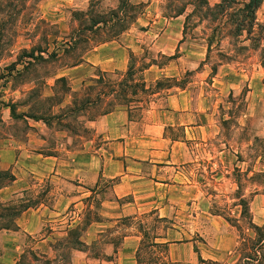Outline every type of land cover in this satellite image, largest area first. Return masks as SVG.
<instances>
[{
  "label": "rangeland",
  "instance_id": "rangeland-1",
  "mask_svg": "<svg viewBox=\"0 0 264 264\" xmlns=\"http://www.w3.org/2000/svg\"><path fill=\"white\" fill-rule=\"evenodd\" d=\"M219 1L207 0L211 6ZM189 2L128 0L119 21L110 13L121 0H0V159L41 147L93 151L102 141L88 119L118 102L137 104L132 101L142 104L133 113L147 116L167 88H187L191 104L205 114L204 128L183 139L185 163L157 167L155 177L150 167V188L120 198L113 191L117 178L103 179L91 195L93 207L85 200L70 214L75 226L55 230L49 262L28 254L21 259L37 239L13 236L0 243V264H264V245L257 246L264 237V32L255 25L250 34L228 36L230 26L192 12ZM185 4L175 16L176 7ZM91 18L107 21L94 26ZM256 22L264 23V0ZM106 43L133 50L127 68L104 75L107 84H117L130 67L152 62L164 68L163 75L136 96L122 82L117 88L127 100L109 97L81 110L79 94L101 72L84 64V55ZM39 47L56 55L28 56H36ZM159 72L153 67L152 78ZM183 130L167 127L164 135L179 140ZM38 135L45 136L44 143L33 139ZM8 161L0 160V187L19 172V164ZM36 189L0 201V226L14 227V215L32 203ZM39 250L34 251L42 254Z\"/></svg>",
  "mask_w": 264,
  "mask_h": 264
},
{
  "label": "crops",
  "instance_id": "crops-1",
  "mask_svg": "<svg viewBox=\"0 0 264 264\" xmlns=\"http://www.w3.org/2000/svg\"><path fill=\"white\" fill-rule=\"evenodd\" d=\"M131 51L133 50L130 45L106 43L88 50L83 63L106 73L125 69ZM172 55L169 52L168 56ZM155 66L160 72L152 78L151 71ZM163 70V67L152 63L141 72L147 88L148 81L159 79ZM164 76L169 77L167 74ZM166 90L162 103H159L160 99L157 98L152 101L146 111L147 116L133 113L142 105L141 101H133L137 104L128 107L117 103L112 110L87 120V125L91 127L94 135L102 141L94 146L93 151H49L41 147L35 151L25 149L17 158L12 153L10 161L1 157L2 163L8 161L7 165L11 162L19 164L20 167L19 172L13 171L14 177L10 183L0 187V201H14L19 195H28L33 187L37 189L32 203H27L14 215V227L0 226V243L4 244L13 236L36 237V248L40 249V253L51 255L55 249L52 244L55 230L62 227L67 230L73 228L75 220L70 214L74 212L73 208L83 204L85 200V205L93 207L91 195L97 192L103 179L117 178L113 183V191L115 197L120 198L133 191L150 188V167L151 175L155 177L157 167L162 169L167 165L185 163L188 152L183 139H188L194 131L204 128V109L191 104V98L189 99L186 93L187 88ZM159 94L161 91L154 93ZM43 126L48 129L45 123ZM174 126L183 127L184 135L179 140L171 141L164 133L165 128ZM43 130L44 128H41L42 132ZM33 139L41 141V144L46 140L43 135ZM32 179L34 181L31 184ZM152 181L156 182L153 179ZM113 201L116 202V199ZM108 202L103 199L101 204L107 205Z\"/></svg>",
  "mask_w": 264,
  "mask_h": 264
},
{
  "label": "trees",
  "instance_id": "trees-1",
  "mask_svg": "<svg viewBox=\"0 0 264 264\" xmlns=\"http://www.w3.org/2000/svg\"><path fill=\"white\" fill-rule=\"evenodd\" d=\"M263 0H220L219 2L215 3L214 5H209L207 0H193V2H189L188 4H194V9L201 15L203 18H208L211 21H216L217 19H221L224 21V23L227 26H230L229 32L227 33L228 36H240L243 32H247L250 34L253 31V28L255 25H257L260 30L264 32V23L259 24L256 22V11L260 7ZM128 4V0H121L120 5L116 9L111 10V18H117L119 21L120 19H125L124 10H126ZM185 4L180 7H176L175 9V16L182 14L187 5ZM121 14V16H120ZM92 21L93 18H91ZM107 20H98L95 21L93 24L94 26L99 23H106ZM124 22V20L122 21ZM98 27V26H97ZM214 35L212 34V37L208 38V44L210 46V43L212 42V38ZM67 45H69L67 43ZM38 54L34 56V52H31L28 56L35 58H40L42 60H45L47 58H44L43 54H46L47 57L55 56L56 52L55 50L49 51L47 47H39L37 48ZM169 58H173L172 56H168ZM153 63V62H152ZM152 63L143 64L139 69L135 70L134 66L130 67L126 74L127 76L124 77L122 80L118 81L116 83H109L104 82V78L106 75V72H100V74L96 75V78H92V81L95 84H90L85 87L84 92L82 94H79L80 99L82 100V107L81 110L87 111L91 106L98 104L102 101V99H108L109 97H113L117 100H127L126 99V92L125 90H119L117 87L122 82L129 83L126 88H132V94L136 96L139 92L145 93L147 90L150 89V87H146L145 82L142 78H136V74L142 72L144 69H146L148 66H150ZM101 75V76H100ZM58 80L62 81L63 78H58ZM105 84H102L101 81ZM78 97V93L75 94ZM129 101V100H128ZM131 101V100H130ZM133 102V101H132ZM119 103V102H118ZM115 106V105H114ZM113 108L106 109L103 113H106ZM11 111L14 113L13 108H11ZM102 113V114H103ZM91 120V119H88ZM13 178V176H12ZM77 244L83 245V243L80 240H75ZM264 245V237H261L257 240V246L262 247ZM55 248V247H54ZM29 255V257L33 259H39V257L46 259L45 262H49L46 255L44 254H37L34 250H28L27 253H23L21 255V259L25 258Z\"/></svg>",
  "mask_w": 264,
  "mask_h": 264
}]
</instances>
